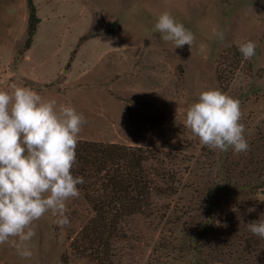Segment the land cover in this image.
<instances>
[{
	"label": "rangeland",
	"instance_id": "1",
	"mask_svg": "<svg viewBox=\"0 0 264 264\" xmlns=\"http://www.w3.org/2000/svg\"><path fill=\"white\" fill-rule=\"evenodd\" d=\"M166 1L0 0V91L26 87L72 106L87 121L78 140L160 158L147 166L164 169L168 193L125 224L119 264H264V240L246 226L264 221V0H187L185 17ZM164 12L191 30V48L153 30ZM249 40L256 55L244 60ZM210 89L240 101L248 151L212 150L185 127L186 109ZM79 192L65 202L68 226L45 213L25 242L32 255L20 256L11 237L0 264H98L72 247L94 215Z\"/></svg>",
	"mask_w": 264,
	"mask_h": 264
},
{
	"label": "clouds",
	"instance_id": "2",
	"mask_svg": "<svg viewBox=\"0 0 264 264\" xmlns=\"http://www.w3.org/2000/svg\"><path fill=\"white\" fill-rule=\"evenodd\" d=\"M163 42L175 48H191L195 36L169 12L161 13L154 24ZM252 40L240 44L244 60L256 55ZM118 49V48H114ZM120 49V48H119ZM264 81H257V85ZM11 93L0 91V245L11 237L20 256L32 253L25 242L36 235L31 225L51 212L60 227L70 221L65 215L66 201L78 198L77 185L83 177H74L78 134L87 121L70 105L57 108L54 100L44 101L34 90L12 85ZM240 101L220 90L210 89L198 95L186 109L185 127L212 150L235 153L249 150ZM264 188L257 199L264 202ZM249 231L264 239V221L250 222Z\"/></svg>",
	"mask_w": 264,
	"mask_h": 264
},
{
	"label": "trees",
	"instance_id": "3",
	"mask_svg": "<svg viewBox=\"0 0 264 264\" xmlns=\"http://www.w3.org/2000/svg\"><path fill=\"white\" fill-rule=\"evenodd\" d=\"M159 159L138 146L78 140L71 174L83 177L77 187L94 215L72 242L75 251L98 264H119L114 244L126 238L125 224L136 214L152 215L153 194L168 193L164 169L147 166Z\"/></svg>",
	"mask_w": 264,
	"mask_h": 264
},
{
	"label": "crops",
	"instance_id": "4",
	"mask_svg": "<svg viewBox=\"0 0 264 264\" xmlns=\"http://www.w3.org/2000/svg\"><path fill=\"white\" fill-rule=\"evenodd\" d=\"M178 2L179 3L176 5V0H167L166 3H165V6L167 7V9L170 8L172 10H174V8H176L178 6L182 7L184 9V11L182 13L183 14L182 16L185 17V15H186L185 9L190 5L191 2L188 3V6H187V0H179ZM198 24H201L200 20L198 21Z\"/></svg>",
	"mask_w": 264,
	"mask_h": 264
}]
</instances>
